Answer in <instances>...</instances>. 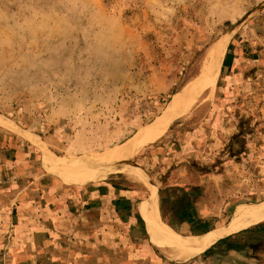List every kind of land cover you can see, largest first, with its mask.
Listing matches in <instances>:
<instances>
[{
  "label": "rangeland",
  "instance_id": "374dc122",
  "mask_svg": "<svg viewBox=\"0 0 264 264\" xmlns=\"http://www.w3.org/2000/svg\"><path fill=\"white\" fill-rule=\"evenodd\" d=\"M220 44L212 93L183 99L162 135L132 158L100 160L161 127ZM0 119L4 141L35 152V176L41 169L62 180L45 167L50 158L88 161L84 176L107 175L78 182L121 177L137 193L136 209L150 194L122 169H139L154 186V158L166 154L185 167L201 161L211 180L200 205L207 231L227 225L238 206L264 202V0H0ZM167 205L162 221L189 237L175 204ZM248 229L236 234L244 239L234 250L232 235L177 259L181 252L161 249L146 226L137 250H112L106 264H264V233L249 238ZM1 244L0 264H15Z\"/></svg>",
  "mask_w": 264,
  "mask_h": 264
},
{
  "label": "crops",
  "instance_id": "0c3cea01",
  "mask_svg": "<svg viewBox=\"0 0 264 264\" xmlns=\"http://www.w3.org/2000/svg\"><path fill=\"white\" fill-rule=\"evenodd\" d=\"M6 137L0 134V243L14 254L15 264H106L112 250H137L147 226L139 207L152 199L148 186L150 199L136 209L137 193L121 177L96 183L53 181L41 169L37 177V169L31 166L37 160L35 152L31 153L26 142L8 143ZM165 155L146 163L156 172L153 187L160 219L163 207L174 203L181 234L203 236L225 226L207 231L209 221L200 205L211 180L201 172L202 162L193 166L187 162L185 167ZM170 210L164 216L172 220ZM263 224L245 233L257 237L264 233ZM233 236L230 244L244 239Z\"/></svg>",
  "mask_w": 264,
  "mask_h": 264
},
{
  "label": "bare ground",
  "instance_id": "6f19581e",
  "mask_svg": "<svg viewBox=\"0 0 264 264\" xmlns=\"http://www.w3.org/2000/svg\"><path fill=\"white\" fill-rule=\"evenodd\" d=\"M223 45L220 44L215 48L213 51L214 53H212V60L209 66L203 72L201 78L193 85V87L186 91L183 97L181 96L173 101L167 113L165 114L163 122L161 123V127L138 134L135 139L100 160L108 161L109 163L116 161L123 162V160L132 158L146 143L162 135L166 129V125L180 110V102L183 99L193 96L196 98L203 92L210 91V93H212L216 85L220 64L224 56ZM26 138L33 142L35 141V139L29 135H26ZM89 164L90 162L88 161H58V163H56L53 158H50V162L46 163L45 167L48 166L49 169L55 171V173L61 176V178L63 177L62 180L70 182H78V180L85 179L95 180L99 177L103 178L107 175L100 173L90 177L84 176ZM122 171L124 172V175L128 176L132 180V182H144L145 185L152 190V199L146 206L141 205L139 207L140 214L145 220L148 230L154 241L161 246V249H164L163 245L165 244L169 249L173 250V252H181L180 256L177 255V259H187L189 257L204 253L222 239L264 222V202L258 205H240L237 207L231 221L222 228H218L203 236L183 237L162 223L159 215L158 197L155 192V188L145 177L140 174V170L129 166L122 169ZM74 176H79V178L76 179Z\"/></svg>",
  "mask_w": 264,
  "mask_h": 264
},
{
  "label": "trees",
  "instance_id": "16d2710c",
  "mask_svg": "<svg viewBox=\"0 0 264 264\" xmlns=\"http://www.w3.org/2000/svg\"><path fill=\"white\" fill-rule=\"evenodd\" d=\"M227 239H229V238H227ZM227 239H225V240H223V241H227ZM236 247H235V245H233V244H229L228 245V249H235Z\"/></svg>",
  "mask_w": 264,
  "mask_h": 264
}]
</instances>
